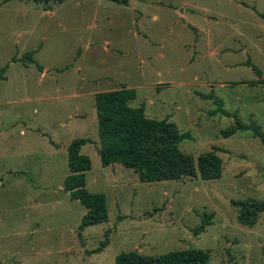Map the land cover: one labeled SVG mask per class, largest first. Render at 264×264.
<instances>
[{"label": "rangeland", "instance_id": "rangeland-1", "mask_svg": "<svg viewBox=\"0 0 264 264\" xmlns=\"http://www.w3.org/2000/svg\"><path fill=\"white\" fill-rule=\"evenodd\" d=\"M217 2L0 0V264H114L123 252L187 249L208 251L209 264H264V213L247 227L231 204L264 201V84L235 83L258 77L249 67L216 70V59L201 58L181 32L189 20L218 21L226 33L236 24L249 40L237 42L235 59L251 58L264 81V0L241 1L248 10ZM122 87L136 92L129 107L187 134L183 153L196 159L215 150L220 178L146 183L121 165L102 167L94 95ZM216 100L256 123L263 138L252 131L224 138L234 119L214 114ZM81 138L91 162L85 188L105 195L109 216L83 231L85 209L63 190L67 147ZM204 214L211 225L196 235ZM106 231L107 246L90 254Z\"/></svg>", "mask_w": 264, "mask_h": 264}, {"label": "trees", "instance_id": "trees-1", "mask_svg": "<svg viewBox=\"0 0 264 264\" xmlns=\"http://www.w3.org/2000/svg\"><path fill=\"white\" fill-rule=\"evenodd\" d=\"M39 1V0H34ZM124 4L128 0H110ZM260 79L261 71L251 65ZM5 67L0 70V81ZM136 98L134 89L122 87L117 90L99 92L94 95V107L100 142L98 150L102 167L120 164L132 170L140 182L154 183L178 181L185 178L199 177L202 180H215L222 173V161L215 150L199 154L196 159L183 153L179 143L187 138L177 126L167 120H153L145 116L144 108H131L129 102ZM218 108L214 114L234 119V125L221 132L224 138L231 137L238 131H252L254 138H263L256 123H243L236 112L223 109V103L217 101ZM89 142L85 138L72 141L67 147L69 175L65 178L63 190L72 200H77L85 209L81 217L79 230L108 221L106 197L101 193L87 191L85 174L91 169L90 159L80 153L81 147ZM237 209V222L253 227L264 213V201L248 198L232 201ZM212 214H204L195 234L202 233L211 225ZM108 233L98 247L90 254H99L107 246ZM114 264H209L208 251L187 249L169 252L157 256H144L138 252H123L115 257Z\"/></svg>", "mask_w": 264, "mask_h": 264}, {"label": "crops", "instance_id": "crops-1", "mask_svg": "<svg viewBox=\"0 0 264 264\" xmlns=\"http://www.w3.org/2000/svg\"><path fill=\"white\" fill-rule=\"evenodd\" d=\"M227 1L231 4H235L238 8L244 7V9L248 10V7L246 8L245 6H243L242 3H244V2H241L243 0H240V1L239 0H227ZM216 2H217V0H215V3ZM184 3H186V2H184ZM216 4H218V2ZM214 13L216 14V12H213V15H214ZM180 16H181V19L184 18L183 14H180ZM219 17H223L224 19L231 20V18H229L223 14H220ZM189 21L190 22L182 23V26H181L182 31L181 32H188L189 34H191V39L188 38L190 41L189 45L193 48L196 47L200 51V53H201V51L203 52V55L201 56V58H203V59H207V58L212 59L213 58V60L216 59L214 61V67L216 70H221V71L228 73V72L234 71L236 68H242V67L247 68V67H249L252 69L251 65L255 66L253 64L251 58H249V57H247L246 60H242V61L235 59V54L240 52V50H241V48H240L241 45H238L237 42H241L240 39H242V38H245L247 42L249 40V39H247L248 38L247 36H245L243 33H241V31L238 29L236 24H233V27L232 26L228 27V29L231 31L226 33V32H220V29H218V28H220L219 23H217L218 21H212L210 19L203 18L202 23L207 25L205 27H204V24L202 25V24L197 23L193 20H189ZM203 35H205V37H203ZM222 43H229V45L223 46ZM231 43H234V46L230 45ZM183 48H185V45H183ZM242 52L246 53L248 55V51L246 48H244V50ZM230 55L233 57L232 59L230 58ZM192 59L193 58H191L190 63L192 62ZM252 71H253V69H252ZM259 71H261V70L259 69ZM261 75H262V73H261ZM253 82H254V84H256L257 80H252V78L249 81L242 79V80H239L235 83L241 84L243 86H249ZM256 85L261 86V84H256ZM220 86L225 87V84L221 83ZM202 96L205 99L212 98L211 95H208V96L202 95ZM119 165L120 164H111L110 166H107L106 168L110 169L112 172H115L116 171L115 167H117ZM118 171H119V169H118ZM86 173H88V172H86ZM106 204H107V200H106ZM108 219H109V216H108Z\"/></svg>", "mask_w": 264, "mask_h": 264}]
</instances>
